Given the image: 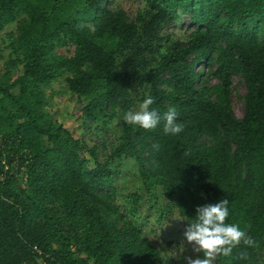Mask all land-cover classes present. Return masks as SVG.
I'll return each mask as SVG.
<instances>
[{
	"label": "trees",
	"instance_id": "16d2710c",
	"mask_svg": "<svg viewBox=\"0 0 264 264\" xmlns=\"http://www.w3.org/2000/svg\"><path fill=\"white\" fill-rule=\"evenodd\" d=\"M178 11L191 29L174 40L162 31ZM2 33L0 264H163L129 216L153 201L187 228L197 207L223 198L227 222L247 228L259 247L247 250V261L215 264L257 262L264 249V0H143L134 20L109 0H0ZM233 75L245 89L241 118L232 109ZM59 79L83 128L98 132L116 120V145L104 160L48 112L45 89ZM149 94L159 114L177 110L182 133L164 134L163 122L145 131L123 120ZM125 158L139 189L121 214L114 163Z\"/></svg>",
	"mask_w": 264,
	"mask_h": 264
},
{
	"label": "rangeland",
	"instance_id": "374dc122",
	"mask_svg": "<svg viewBox=\"0 0 264 264\" xmlns=\"http://www.w3.org/2000/svg\"><path fill=\"white\" fill-rule=\"evenodd\" d=\"M143 7V0H109V8L111 10L124 11L130 20H134L139 11ZM190 19L187 15L177 12L175 14V21L165 27L162 31L164 35L169 34L173 39L178 40L184 38L191 29ZM9 26L5 31L12 29ZM1 36L3 35L0 34ZM61 52L66 53L65 50ZM7 58V51L0 43V73L3 70L4 63ZM213 81V80H212ZM48 99V112L54 119L69 129L75 138H79L88 147L95 146L100 160H104L112 147L116 145V137L118 131L116 130V120L109 124L107 129L97 130L93 127L87 130L81 126L78 120L79 106L76 100L70 98V94L65 89L63 79H59L51 83L45 89ZM245 92L244 84L241 78L237 75L232 77V109L234 114L241 118L244 112V105L242 96ZM138 101L135 100L132 109L138 108ZM85 157H89L87 153ZM118 165L115 173V187L116 197L115 203L119 207L121 214L126 213L131 206L127 203V196L138 191L139 181L136 176V167L134 163L125 158ZM145 200V199H144ZM153 201L145 200V204L134 215L129 218L133 219L143 235L149 238L151 243L160 251V258L163 264H186L185 258H196V252L193 251V246L188 244L184 238L186 226L183 224L181 218L176 212H170L168 215L162 216L159 211V205H152ZM255 264H264V249Z\"/></svg>",
	"mask_w": 264,
	"mask_h": 264
},
{
	"label": "clouds",
	"instance_id": "9594fccd",
	"mask_svg": "<svg viewBox=\"0 0 264 264\" xmlns=\"http://www.w3.org/2000/svg\"><path fill=\"white\" fill-rule=\"evenodd\" d=\"M153 103L152 96L147 95L138 108L124 113L123 120L145 131H153L163 122L162 130L166 135H178L184 131L183 125L177 122L178 112L174 107L161 115L151 108ZM154 148L159 150V145H154ZM196 213V218L189 222L190 226L184 232V238L193 246V251L200 255L195 259L186 257V264H215L221 257L247 261V250L259 247L247 228H241L238 223L227 222L230 215L227 198L218 203L197 207Z\"/></svg>",
	"mask_w": 264,
	"mask_h": 264
}]
</instances>
